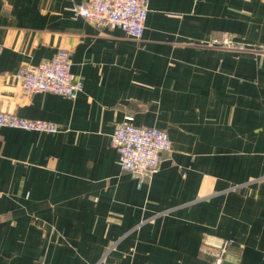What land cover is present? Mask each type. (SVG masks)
<instances>
[{
	"label": "crops",
	"instance_id": "crops-1",
	"mask_svg": "<svg viewBox=\"0 0 264 264\" xmlns=\"http://www.w3.org/2000/svg\"><path fill=\"white\" fill-rule=\"evenodd\" d=\"M87 1L0 0V110L60 126L0 129V264H215L222 240L264 264V0H148L140 39ZM60 49L82 91L26 94ZM130 117L172 141L141 186L111 144Z\"/></svg>",
	"mask_w": 264,
	"mask_h": 264
},
{
	"label": "built area",
	"instance_id": "built-area-1",
	"mask_svg": "<svg viewBox=\"0 0 264 264\" xmlns=\"http://www.w3.org/2000/svg\"><path fill=\"white\" fill-rule=\"evenodd\" d=\"M148 0H89L74 6L75 17H83L97 27H110L123 30L134 39H140L146 28ZM225 48L231 47L228 36L216 40ZM243 49L242 45H235ZM26 94L52 92L76 98L83 89V83L71 71V53L60 49L48 61L35 66L20 68L15 73ZM128 121L122 123L111 135V144L118 151L119 164L123 171L133 175L141 186L147 178H152L161 165L162 152L172 149L168 132L158 126H137ZM2 127L56 133L58 123L44 119H30L13 112L0 110V129ZM231 242L222 240L215 264H224Z\"/></svg>",
	"mask_w": 264,
	"mask_h": 264
},
{
	"label": "rangeland",
	"instance_id": "rangeland-1",
	"mask_svg": "<svg viewBox=\"0 0 264 264\" xmlns=\"http://www.w3.org/2000/svg\"><path fill=\"white\" fill-rule=\"evenodd\" d=\"M228 36H229V39L231 40V47L230 48H225V46L223 45V44H221L225 49H228L229 51H232V52H237V53H241V52H243L244 51V49L245 48H243V49H236L235 48V45H242L243 47H245L243 44L244 43H240V42H236V41H234V39H233V35L231 34V33H228ZM220 243H217L215 246L214 245H212L214 248H213V252H215V253H217V252H219V249H218V245H219ZM205 248V247H204ZM213 255V254H212ZM228 255H229V252H228ZM227 255V256H228ZM213 257H214V262H216V259H217V257H215V255H213ZM228 259V257L226 258V260Z\"/></svg>",
	"mask_w": 264,
	"mask_h": 264
}]
</instances>
